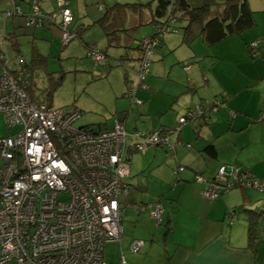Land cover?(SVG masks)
Listing matches in <instances>:
<instances>
[{
  "label": "crops",
  "instance_id": "obj_1",
  "mask_svg": "<svg viewBox=\"0 0 264 264\" xmlns=\"http://www.w3.org/2000/svg\"><path fill=\"white\" fill-rule=\"evenodd\" d=\"M67 1L74 25L81 3L77 9ZM245 1L252 11L253 26L213 44H206L199 33L184 42V23L176 22L181 30L165 38L162 35L150 58L145 87L138 82L132 86L142 103L129 98L130 110H121L123 114L114 118L123 122L127 132H173L169 147L127 153V192L120 197L121 241L109 242L118 248L115 256L103 254L105 264H264V191L244 185L215 200L201 195L211 182L220 184L216 177L221 167L230 180L237 171L250 172L254 179L264 181V0ZM38 2L44 11L55 8L54 0ZM98 4L106 6L104 1ZM9 21L14 28L24 25L20 17ZM39 28L52 33L58 29L50 24ZM5 33L13 34L7 28ZM104 38L107 44L105 34ZM256 40L257 55L252 56L249 45ZM93 45L85 44L88 51ZM102 53L100 62L107 60L105 48ZM113 53L119 57L121 50L116 48ZM124 62L129 67H123L124 80L130 86L134 83L130 74H135L137 64ZM43 95L48 99V94ZM126 95L123 92L122 98ZM197 105L207 113L175 130L178 119ZM112 124L97 126L110 128ZM178 166L183 169L176 175ZM197 175L202 182L196 180ZM154 201L163 207L160 223L146 210L131 207ZM250 210L260 215L252 239L248 235ZM136 239L144 245L135 254L129 247Z\"/></svg>",
  "mask_w": 264,
  "mask_h": 264
},
{
  "label": "built area",
  "instance_id": "obj_2",
  "mask_svg": "<svg viewBox=\"0 0 264 264\" xmlns=\"http://www.w3.org/2000/svg\"><path fill=\"white\" fill-rule=\"evenodd\" d=\"M5 1L10 9L3 12L5 24L0 30V113L9 129L17 125L20 129L0 137V158L4 163L0 167V264H105L104 243L121 241L118 197L125 190L124 180L129 173L127 153H144L151 146L169 147L173 130L127 132L120 120L104 129L76 127L79 111L54 109L45 95L34 100L28 92L31 74L26 62L17 55L10 65L4 45L7 23L20 17L29 27L57 26L65 46L77 37L73 12L67 0H54L55 8L50 11H44L38 0ZM102 8L99 4L98 9ZM171 30L170 26L165 28L166 32ZM258 42L249 45L252 56L257 55ZM156 44L143 40L149 54ZM89 54L96 62L104 60L103 53L95 47L89 48ZM148 72L147 60L137 74L142 88ZM135 90L136 87L128 88L127 96L140 105ZM206 113L203 107L195 106L178 119L175 130ZM182 169L178 166L175 173ZM235 172L231 174L235 180L227 181L221 167L216 177L220 184L211 182L201 195L215 199L222 183L231 187L236 181L264 191L263 180H244ZM196 180L202 182L203 178L197 175ZM145 208L160 223L161 204L151 202L142 205ZM141 245V241L134 240L129 250L135 252Z\"/></svg>",
  "mask_w": 264,
  "mask_h": 264
},
{
  "label": "rangeland",
  "instance_id": "obj_3",
  "mask_svg": "<svg viewBox=\"0 0 264 264\" xmlns=\"http://www.w3.org/2000/svg\"><path fill=\"white\" fill-rule=\"evenodd\" d=\"M43 3V0H41ZM51 1V0H49ZM78 9L80 4V13L76 14L73 27L80 31L78 37L74 38L69 44L62 46L60 42V32L57 29L52 33L42 28L23 26L14 28L11 21L7 23V32L13 33L17 44L18 51L13 49L10 41L5 39L4 45L8 52L10 65L13 66L15 57L22 55L29 67L31 79L30 85L35 91H30L32 98L39 100L42 95L49 90L50 80L56 81L60 79L59 84L51 91V99L46 96V100L52 108H61L66 111L80 110V117L74 122V126L81 127L91 125L96 127L99 123L110 124L117 115L123 113L121 110L129 111V98H122L123 92H127L128 88L135 86L138 82L137 74H130L134 83L124 80L126 71L123 66L118 63V56L113 51L115 47H106V41L103 31L96 22L101 15L98 11V3L104 1L106 6L118 3H141L146 4L151 0H70ZM10 9L5 0H0V30L4 28L5 18L3 12ZM176 29H172L169 33L163 34L164 38L168 34H175L181 28L175 25ZM183 27V26H182ZM151 25H143L136 31V38L144 37L151 31ZM6 34V33H5ZM1 43V41H0ZM85 44H94L93 46L102 54L105 48L107 60L96 62L89 54ZM3 47V46H2ZM119 49V48H117ZM34 53H39L44 58L41 65L31 66ZM172 57V54L167 56ZM10 66V68H11ZM129 74V73H128ZM36 97V98H35ZM115 108L117 111L114 112ZM122 108V109H120ZM20 126H14L12 129L6 124L5 117L0 113V137H6L10 132H16ZM3 160L0 158V167L3 166ZM178 168V167H177ZM177 170V169H176ZM66 197L63 196L64 200ZM104 243L103 254H111L115 256L117 246ZM126 254V252H125ZM6 264H16L9 262Z\"/></svg>",
  "mask_w": 264,
  "mask_h": 264
},
{
  "label": "trees",
  "instance_id": "obj_4",
  "mask_svg": "<svg viewBox=\"0 0 264 264\" xmlns=\"http://www.w3.org/2000/svg\"><path fill=\"white\" fill-rule=\"evenodd\" d=\"M100 11L101 15L96 22L105 34L107 47L112 46L121 50L117 60L125 69L129 67L124 61H135L137 64L135 74L140 72L142 64L145 61L148 60L149 65L151 64L150 58L154 54V50L159 47L161 36L170 32H166L165 28L170 26L171 29H176V22L184 23L182 27V38L184 42H190L199 33L203 36L206 44L221 41L233 33H239L252 27L254 24L252 11L247 7L245 0H151L146 4L116 2L111 6H104ZM143 25H151V31L148 35L137 39L136 31ZM55 27L58 28L57 26ZM78 32L76 30L77 37ZM5 39L10 41L13 49L18 51L19 45L14 34L12 36L6 35ZM144 39L157 42L150 54L143 47ZM132 54H135V57ZM32 61L31 66L41 65L44 62V58L39 53H34ZM59 81L60 79L56 81L50 80L49 90L51 89L52 91L59 84ZM49 90H47L46 94L51 98V91ZM28 92H30V89ZM95 128L99 127L96 126ZM175 177L177 178V176ZM226 177L229 179L227 174ZM231 178V180L229 179L227 181L235 180L233 177ZM238 178L252 180L255 177L250 172H238ZM238 184V181H236L233 186L226 187V183H222V190L217 198L229 189L243 187ZM142 203L143 205L149 204V202ZM144 210L148 212L147 208ZM249 217L248 235L252 239L254 237V227L260 215L250 210Z\"/></svg>",
  "mask_w": 264,
  "mask_h": 264
},
{
  "label": "bare ground",
  "instance_id": "obj_5",
  "mask_svg": "<svg viewBox=\"0 0 264 264\" xmlns=\"http://www.w3.org/2000/svg\"><path fill=\"white\" fill-rule=\"evenodd\" d=\"M199 116H201V115H199ZM128 170H129V165H128ZM201 176V175H200ZM202 177V176H201ZM177 179V178H176ZM125 184V183H124ZM127 192V185L125 184V190L119 195V197H118V199H119V203H120V197L122 196V195H124L125 193ZM205 198V197H204ZM142 205H143V203H136V205L134 204V205H132L131 207H133L135 210H137L138 212H141V211H143V209H142ZM119 210H120V212H121V204H120V207H119ZM120 223H121V221H120ZM264 223V222H263ZM121 227H122V225H121ZM136 240H138V239H136ZM139 241H141L142 242V245H141V247L137 250V251H132L131 250V252L132 253H138L139 251H140V249L143 247V245H144V243H143V241L142 240H139Z\"/></svg>",
  "mask_w": 264,
  "mask_h": 264
}]
</instances>
